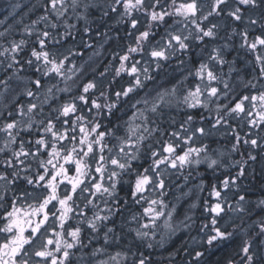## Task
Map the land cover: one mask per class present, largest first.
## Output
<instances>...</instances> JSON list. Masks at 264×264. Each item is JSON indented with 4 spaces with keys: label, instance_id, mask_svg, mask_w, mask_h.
I'll return each instance as SVG.
<instances>
[{
    "label": "snow or ice",
    "instance_id": "1",
    "mask_svg": "<svg viewBox=\"0 0 264 264\" xmlns=\"http://www.w3.org/2000/svg\"><path fill=\"white\" fill-rule=\"evenodd\" d=\"M21 7L0 20V264H154L148 250L176 232L166 197L192 192L177 184L176 195L172 177L187 182L202 165L224 175L194 243L239 237L228 264H264V197L249 201L239 183L264 152V0H42L28 23ZM113 14L131 43L97 75L95 58L113 37L87 22ZM237 36L251 57L243 67L228 58ZM218 137L230 147H213ZM253 209L254 227L225 220ZM207 250L193 248L188 264Z\"/></svg>",
    "mask_w": 264,
    "mask_h": 264
},
{
    "label": "trees",
    "instance_id": "2",
    "mask_svg": "<svg viewBox=\"0 0 264 264\" xmlns=\"http://www.w3.org/2000/svg\"><path fill=\"white\" fill-rule=\"evenodd\" d=\"M42 2V0H38V1H34V0H0V20H4L6 16H8V14L12 11V9L10 8V5L12 3H20L22 5V7L20 9H32V5L35 4L36 5V9L39 10V12L41 14H43V10L39 7L40 3ZM20 9L17 11V18H19V16L23 15L24 16V22L28 23L31 19L30 18H26L27 15H24ZM35 10V9H34ZM20 11V12H19ZM117 17H115V15L113 14L112 17L110 18H104L102 21L99 20L96 16L90 17L89 21L87 22L89 25H91L97 32L99 31H107L108 34L110 36L113 37L112 40L108 41L105 45H104V54L101 57L95 58L96 62L93 63V67L96 69V74L98 75V73L100 71H103L104 68L106 66L109 65H116L118 66L116 61L112 60V53L114 51H119L121 50L125 44L127 43H131V40L129 38H126L125 36V32L127 30V25L124 24H117L116 23ZM95 21V23H94ZM9 22H11V18L9 19ZM70 23H74L77 25L78 28L83 29L85 27V23L84 21H80L77 22L75 19H72L69 21ZM38 27L42 28L43 25H38ZM223 30V29H222ZM221 30V32H223ZM221 34V33H220ZM16 38L19 39L20 35H19V29H18V33L15 34ZM31 39H35V37H32ZM85 40H88V37L85 36L84 37ZM95 39V43L98 45L100 43L103 42L104 38L102 36H97L94 38ZM92 42V41H89ZM73 42H68L69 46H72ZM76 43L78 44L79 41L77 40ZM234 44H240V38L234 37L233 40ZM84 50V49H81ZM85 51V56L83 59H87L88 55L90 54V50H84ZM185 59L187 60V57H185ZM76 62L79 65L80 63H82V60L80 58H76ZM114 69L109 67V71H108V77L110 78L112 76ZM88 75L85 77V79L90 78L91 75H93L91 69H87ZM176 75H178V73H176ZM126 77H123L119 80V83L116 85V87H119L120 83H124L125 82ZM106 82V81H105ZM174 115H176L177 118V114L174 113ZM219 140L218 144H214L213 147H220L223 148L228 145H230L231 141L227 138H217ZM256 154V153H254ZM236 158V157H235ZM239 157H237L238 159ZM251 165V166H250ZM232 170H236L235 168H233ZM248 170H250L248 172L247 178H241V180L239 181L240 183V194H246L247 198L249 201L251 202H256L259 199V195L260 193H262V187H261V182H264V161L261 160L258 156H257V161L256 162H249V166H248ZM236 171H232V174L235 175ZM263 173V174H262ZM187 174V172H185V175ZM210 174H211V170L207 169L206 166L201 167L198 172H194L192 174V176L189 177V180L187 182L184 181V179L178 175V182H175L173 184V192L176 193V195H179V192L181 190L177 189L175 187V185L179 184V185H184V191H188L189 189H192V195L195 194L196 191V186L198 184L201 183V181H203V183L205 184L206 182H209L210 178ZM264 191V190H263ZM229 192H233V194L235 195V190H230ZM121 195H124V193H122ZM209 198H212L210 195L205 199H203V201L200 203V205H204L211 203V200H209ZM228 198H229V193H228ZM235 198L237 199V197L235 196ZM166 199H168L170 201V206L171 205H175L176 208V214H175V223H176V233L178 234V236H175V239L178 237V239L176 241H182V243H187L189 240V235L190 232L188 231V228H185L183 226V224L181 223V221H184L185 223L189 224L191 227L195 226V219L192 218V220L190 221H185V217L187 216V210L189 208H194L192 205L193 204H198L195 201L192 200H188L187 197H181V199L179 201H177L175 199V196L173 195V193H169V196L166 197ZM233 199L231 198L229 200V202H231L233 204ZM234 205V204H233ZM196 208V207H195ZM133 211H138V209L133 206ZM128 214L125 213V216H127ZM243 225L242 227H247L249 225H253V221L257 220L259 218V215L257 213V211L255 209H253L252 214L249 216L248 213H245L243 215ZM201 222L200 217L198 218ZM241 220V219H240ZM119 223V221H118ZM237 223V222H236ZM240 223V222H238ZM135 226V225H133ZM254 227V225H253ZM231 230V229H229ZM159 238V237H158ZM170 241V239L168 240ZM102 242V241H101ZM240 243V238L236 237L235 241H228L224 244L215 246V247H208L207 245H204V249L208 248V252L211 251V256H209L208 252V256L209 257H213L215 260V263H210V264H228V261L230 259L235 258V253L238 250V245ZM116 246H113V248ZM120 247H123V244L120 245ZM112 248V249H113ZM214 248V249H213ZM110 249V251L112 250ZM213 249V250H212ZM143 250V249H142ZM165 256V254H160L159 257H154L152 256V259L154 261V264H178L177 262H173L171 260H165L163 259ZM205 264L206 263L205 261Z\"/></svg>",
    "mask_w": 264,
    "mask_h": 264
},
{
    "label": "bare ground",
    "instance_id": "3",
    "mask_svg": "<svg viewBox=\"0 0 264 264\" xmlns=\"http://www.w3.org/2000/svg\"><path fill=\"white\" fill-rule=\"evenodd\" d=\"M34 1L36 2L38 0H34ZM20 11L24 15H27L26 18L28 17L31 20H35L37 18V16L41 14L39 12V10H37L36 8H35V10L32 9L31 11L29 9H25L24 8V9H20ZM222 22L224 24H226V25H231L232 24L231 20L227 19L226 17L223 18ZM240 27L242 28V27H244V25H240ZM222 31L223 32H221L220 35L221 36H225V31L224 30H222ZM126 38H128V37H126ZM233 40H234V38L232 39V41L230 43L235 46L236 50H229L228 58L236 60L238 66L243 67L245 62L250 60L251 57H249L246 54V50L239 48V44H234ZM225 42H227V41L226 40H218L217 41L218 44H222V43H225ZM209 47H211V45H209ZM193 51L195 53H199L200 49L196 48L194 46ZM173 66H174V64H173ZM223 70L225 72H227V67H225ZM167 71L168 72H172V69L169 68V69H167ZM245 78H248V77H245ZM126 79H127V77H126ZM181 118H182V114H177V118H176L177 121H179ZM228 147H230V145H228V146L225 145L224 149L226 150ZM256 154L261 160L264 161V152H260L259 150H257ZM250 163H252V162H250ZM201 167H203V165ZM231 171H236V170H231ZM249 171L250 170H248V172ZM223 175H224V173L222 171H220V170H217V172H215V173H213L211 171V174H210V178L211 179L209 180V182H206L204 184V190L203 191H199L198 189H196L194 195H192V193H191V195L186 196L188 198V200H192V201H195V202L198 203L196 208L195 207L194 208H189L187 210V214L186 215L187 216H191L192 218L194 217L193 219H195V226H193V227L190 226L189 229H188V231L190 232L188 242L187 243H182V241H176L178 239V237L174 241L175 236H178V234L176 233L177 231H176L175 233H173L171 235L170 241H167V243L165 244V246L163 248L156 247V248H154L152 250H148L151 253V256L159 257L160 254H165V256L163 258L165 260H171L173 262H177L178 264H188V261L192 260V256L189 255L188 253H190L193 248H195L196 250H201V251L204 250V247H203L204 245H200L198 243H194V240L199 241L205 235V232L207 231V229H204L203 225L209 224V221H210V215L207 212L206 207H205L206 203L204 205H200V203L203 201L204 198L206 199L209 196V192H210L211 186L213 184H218L219 183L218 177H222ZM172 179H173L174 183L178 182L177 173L173 175ZM261 187H262V193H260L259 199L264 197V191H263L264 190V182L263 183L261 182ZM182 191H184V185H183ZM235 196L236 195H234L233 192H229V198L228 199L230 200L231 198H234L236 200ZM214 199H215L214 197L209 198V200H211V202L214 201ZM243 215L244 214L237 215V214L230 213L228 217H225V220H228L229 222L235 221V222L238 223V222L241 221L240 219H241V216L243 217ZM199 217L201 219V222L198 219ZM174 220H175V217H174ZM223 223H224V220L221 221V224H223ZM174 226H176L175 221H174ZM114 250H118V248L114 247L111 251H114ZM207 252L208 251H206L205 252V256L201 258V264H205V261L208 264L215 263L216 259H214L213 257H209V256H211V254H210L211 251L208 252L209 256H208ZM173 254H175V255H173Z\"/></svg>",
    "mask_w": 264,
    "mask_h": 264
},
{
    "label": "rangeland",
    "instance_id": "4",
    "mask_svg": "<svg viewBox=\"0 0 264 264\" xmlns=\"http://www.w3.org/2000/svg\"><path fill=\"white\" fill-rule=\"evenodd\" d=\"M233 200H234V201H233V204H234L233 206H235V202H236V200H235V199H233Z\"/></svg>",
    "mask_w": 264,
    "mask_h": 264
}]
</instances>
